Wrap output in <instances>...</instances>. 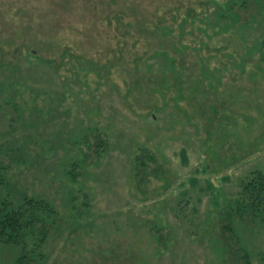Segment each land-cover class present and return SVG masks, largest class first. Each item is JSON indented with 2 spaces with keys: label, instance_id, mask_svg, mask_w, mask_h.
<instances>
[{
  "label": "rangeland",
  "instance_id": "obj_1",
  "mask_svg": "<svg viewBox=\"0 0 264 264\" xmlns=\"http://www.w3.org/2000/svg\"><path fill=\"white\" fill-rule=\"evenodd\" d=\"M0 162L57 210L45 264H264V208L234 205L264 171V0H0Z\"/></svg>",
  "mask_w": 264,
  "mask_h": 264
},
{
  "label": "trees",
  "instance_id": "obj_2",
  "mask_svg": "<svg viewBox=\"0 0 264 264\" xmlns=\"http://www.w3.org/2000/svg\"><path fill=\"white\" fill-rule=\"evenodd\" d=\"M219 15L215 13L214 25L220 29L228 30L223 19L229 17L234 20L237 14L232 12L231 4L225 7L218 6ZM154 60L147 64L146 71L153 72L154 67L159 65L160 71L170 69L176 70L177 59L166 49L155 50ZM153 58V57H152ZM166 60V62L164 61ZM160 62H165L161 64ZM160 63V64H159ZM165 67V69H164ZM95 133L96 142H90V137L86 133L85 143L89 147L95 146V152L99 156L108 148L107 139L103 137L99 130H92ZM88 155H84L87 158ZM148 160L152 161L149 151L137 155L135 159V171L137 175L144 174L148 169ZM85 161V160H83ZM79 165V164H76ZM75 165V166H76ZM74 166V169L76 167ZM5 169L0 162V247H15L19 251L15 254L12 264H45L42 254V247L46 243L49 229L56 222L57 210L47 199L40 197L21 196L19 199L11 194V184L8 182ZM156 174L159 170L154 169ZM76 176L74 172H68ZM143 177V176H142ZM241 192L235 200V206L240 213L250 207L255 214L264 208V171L256 170L241 182ZM226 231L233 232L232 226L224 227Z\"/></svg>",
  "mask_w": 264,
  "mask_h": 264
}]
</instances>
